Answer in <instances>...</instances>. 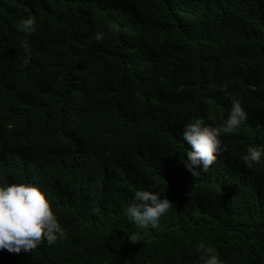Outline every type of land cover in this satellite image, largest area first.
Returning a JSON list of instances; mask_svg holds the SVG:
<instances>
[{"label": "trees", "instance_id": "trees-1", "mask_svg": "<svg viewBox=\"0 0 264 264\" xmlns=\"http://www.w3.org/2000/svg\"><path fill=\"white\" fill-rule=\"evenodd\" d=\"M222 86L250 127L191 177L180 133L227 117ZM260 122L264 0H0V186H38L64 230L0 264H200V242L264 264V156L240 159L264 148ZM137 190L172 202L155 227L124 214Z\"/></svg>", "mask_w": 264, "mask_h": 264}, {"label": "clouds", "instance_id": "clouds-1", "mask_svg": "<svg viewBox=\"0 0 264 264\" xmlns=\"http://www.w3.org/2000/svg\"><path fill=\"white\" fill-rule=\"evenodd\" d=\"M34 23V19L29 16L22 18L15 28L18 32L30 34L34 31ZM108 28L110 31H119V25L115 23L109 24ZM104 34L98 30L92 39L100 42ZM221 91L231 100L227 117L216 126H209L203 119L195 118L186 123L180 133L182 141L186 142L189 149L186 152V163L183 164L191 177L207 172L216 161L222 150L221 136L231 134L240 124L250 127L251 122L247 119V113L239 99L231 98L223 86ZM254 127L264 129V122ZM260 141L264 143L263 138ZM262 156L264 148L249 145L240 159L245 168L251 169L262 163ZM133 201L124 209V214L142 229L155 227L159 218L172 207V202L167 198H161L159 193L148 190L135 191ZM63 236L64 230L38 186L28 183L0 186V250H7L9 253H19L22 250L29 252L42 239L47 245H54ZM130 240L136 241L135 237H130ZM196 251L199 253L200 264H221L213 247L200 242Z\"/></svg>", "mask_w": 264, "mask_h": 264}]
</instances>
